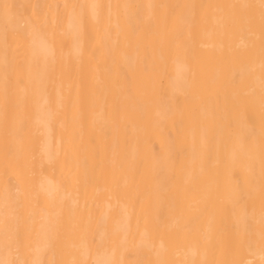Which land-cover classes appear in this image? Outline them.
Instances as JSON below:
<instances>
[{
	"label": "bare ground",
	"instance_id": "obj_1",
	"mask_svg": "<svg viewBox=\"0 0 264 264\" xmlns=\"http://www.w3.org/2000/svg\"><path fill=\"white\" fill-rule=\"evenodd\" d=\"M0 264H264V0H0Z\"/></svg>",
	"mask_w": 264,
	"mask_h": 264
}]
</instances>
